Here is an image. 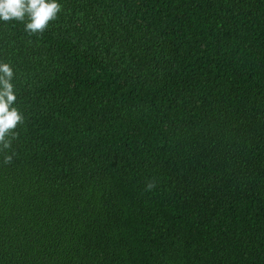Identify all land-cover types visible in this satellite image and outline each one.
Listing matches in <instances>:
<instances>
[{
    "label": "trees",
    "instance_id": "1",
    "mask_svg": "<svg viewBox=\"0 0 264 264\" xmlns=\"http://www.w3.org/2000/svg\"><path fill=\"white\" fill-rule=\"evenodd\" d=\"M60 2L0 22V264H264V0Z\"/></svg>",
    "mask_w": 264,
    "mask_h": 264
},
{
    "label": "clouds",
    "instance_id": "2",
    "mask_svg": "<svg viewBox=\"0 0 264 264\" xmlns=\"http://www.w3.org/2000/svg\"><path fill=\"white\" fill-rule=\"evenodd\" d=\"M60 0H0V22H17L28 34L43 32L61 12ZM14 67L9 61L0 60V163L9 164L16 153L12 143L17 138V128L25 116L17 106L18 90L14 83ZM145 185V191L154 187Z\"/></svg>",
    "mask_w": 264,
    "mask_h": 264
}]
</instances>
